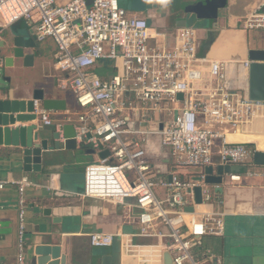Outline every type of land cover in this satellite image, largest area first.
I'll return each instance as SVG.
<instances>
[{
    "label": "built area",
    "instance_id": "1",
    "mask_svg": "<svg viewBox=\"0 0 264 264\" xmlns=\"http://www.w3.org/2000/svg\"><path fill=\"white\" fill-rule=\"evenodd\" d=\"M119 1L92 0L88 5L86 0H0V29L23 21L37 42L51 39L55 44V88L70 92L77 110L48 111L34 101L37 127L54 128L63 142V127L71 124L77 146L109 152L106 159L85 166L80 196L123 207L126 216L136 220L138 235L156 238L172 264L211 263L214 255L198 250L201 240L222 237L225 223L223 214L213 210L216 200L222 204L218 186L205 183L204 170L214 166L216 158L220 166L246 167V177L260 175L249 169L253 151L230 143L227 136L264 115V102L232 90L225 63L199 57L196 28H177L168 36L150 25L145 10L130 16V2L124 0L126 9ZM138 2L151 11L161 6L159 0ZM241 26L264 31V0L255 4ZM107 62L113 73L97 76L94 70ZM248 64L243 63L245 71ZM149 112H166L169 120L146 127ZM60 114L66 118L56 119ZM149 135H159L170 150L174 170L168 177L156 176L146 160L143 146ZM184 169L196 173L182 178ZM226 176L232 182L242 178L238 173ZM8 185H14L18 195L14 264H28L25 192L34 184L27 177L0 180V191ZM197 188L201 205L196 204ZM199 206L208 210L198 212ZM188 207L193 212H187ZM116 237L126 236H88L90 245L99 249L110 247ZM121 246L125 254H138L130 239Z\"/></svg>",
    "mask_w": 264,
    "mask_h": 264
},
{
    "label": "crops",
    "instance_id": "2",
    "mask_svg": "<svg viewBox=\"0 0 264 264\" xmlns=\"http://www.w3.org/2000/svg\"><path fill=\"white\" fill-rule=\"evenodd\" d=\"M128 1L131 10H142L141 4L138 3L137 6L133 5L131 0ZM259 1L227 0V7L216 22L200 23L193 20L188 24V27L196 28L198 32L199 57L225 63L229 87L241 96H247L248 91L247 75L243 66L247 61V53L252 49H264V45H260V36L253 34L252 31L243 30L241 20ZM183 17L184 14L179 19ZM177 19L169 20V13L164 15V10L160 9L156 13L153 11L148 21L155 22L156 26L152 27L170 36L177 29L175 26ZM22 22L2 28L0 41L13 33L32 30L31 26ZM37 45L38 57L32 68L21 69V63L18 62L6 70L11 78L12 89L19 87V78L32 76L35 80L29 91L41 89L45 92V98L63 100L66 103V111H76L74 96L70 92H61L55 88L58 73L54 68L56 51L54 42L47 39L37 42ZM113 71L107 62L98 66L94 73L101 78H107ZM55 118L63 120L66 115L60 114ZM34 124L37 126V122ZM15 126L23 124L16 123ZM42 129H46L45 132H55L52 127ZM227 140L234 144H245L253 153L255 150L264 151V115L255 118L240 132L229 134ZM143 148L146 151V160L155 169L156 176L168 177L174 169L170 163V150L162 144L161 137L147 136ZM87 150L84 148V151H66L62 148L55 153V164L42 169L41 173H26L23 172L20 163L12 160L10 155L14 152L13 149L0 146V180L12 182L27 177L34 184L25 192L27 263L31 249L35 246L54 244L61 248V255L67 256V264H100L102 255L113 256L115 264H118L117 261L120 264H163V251L158 240L139 236L136 220L134 217L133 219L127 217L123 207L80 196L85 166L99 160L97 152L91 154ZM252 160L253 154L252 168L249 169L260 175L246 177L241 170L238 173L242 176L240 182H232L228 176H224L222 192L218 195V200L222 201V204H217L216 200L213 210L223 214L225 232L222 237L202 238L198 249L200 252L209 251L214 255L213 261L208 264H264V167L254 166ZM218 166L220 165L216 163L215 158V164L212 166L214 171ZM76 168L80 170L79 173ZM180 173L182 178H188L190 174L196 172L184 169ZM17 199L14 185H8L0 191V264L15 262L18 231ZM44 209L51 210L54 224L43 216ZM207 210L208 207L197 211ZM47 228L52 229L55 234H60L58 242L45 241ZM160 230L167 232L166 228L161 227ZM93 233L126 237H122V240L116 237L110 247L99 249L89 243L88 236ZM124 239H130L132 247L138 254H125L122 251L121 243Z\"/></svg>",
    "mask_w": 264,
    "mask_h": 264
},
{
    "label": "water",
    "instance_id": "3",
    "mask_svg": "<svg viewBox=\"0 0 264 264\" xmlns=\"http://www.w3.org/2000/svg\"><path fill=\"white\" fill-rule=\"evenodd\" d=\"M87 4H92V0H86ZM120 6L128 8V3L119 1ZM227 7V0H195L193 6L187 7L183 12L185 17L176 20V28L188 27L193 20L209 23L216 22L222 11ZM165 10L161 5L157 10ZM154 9V12L157 11ZM155 17V15H154ZM151 26L153 22H150ZM156 28V27H155ZM1 31V29H0ZM209 47V45H208ZM27 51H32L28 53ZM38 57V45L33 30L13 33L11 36L0 41V146L13 149L12 160L21 164L23 172L41 173L42 169L55 164V153L62 148L66 151L82 150L77 146L74 137V126L66 124L63 127V142L59 140V134L55 132H45L34 123L37 116L34 109V101H39L40 106L48 111L64 112L66 103L63 100L45 98L44 91L29 87L34 83L32 76L19 78V87L12 89L10 79H5L4 73L8 68L14 67L16 63H21V69H29L34 66V61ZM249 62L246 70L248 91L247 97L251 101L264 102V49L249 50L247 53ZM24 98H18V97ZM182 99V95L178 96ZM16 123L23 126H15ZM162 126H160L161 129ZM89 137V136H88ZM88 153L95 154L94 150L88 149ZM99 160H104L109 156L107 150L97 153ZM253 165L264 167V151L255 150L253 153ZM245 171L246 167L241 166H218L216 171L211 166L205 168V183L218 186V192H222L224 176ZM83 187L81 189L82 193ZM80 193V194H81ZM196 204H202L201 191L195 190ZM187 212H193L192 207L186 208ZM43 216L49 222L55 223L51 218V210L44 209ZM60 234H55L52 229L47 228L45 241H59ZM113 256L102 255L100 264H115ZM118 264L119 261H117ZM28 264H67V256L61 255V248L54 244H40L31 249ZM163 264H172L169 253H163Z\"/></svg>",
    "mask_w": 264,
    "mask_h": 264
},
{
    "label": "rangeland",
    "instance_id": "4",
    "mask_svg": "<svg viewBox=\"0 0 264 264\" xmlns=\"http://www.w3.org/2000/svg\"><path fill=\"white\" fill-rule=\"evenodd\" d=\"M131 2L133 3V5L138 6L139 2L137 0H131ZM159 2L165 9L164 15H167L169 13V20L173 21V20L179 18L180 16H183V14H184L183 12L185 11V9L187 7L193 6L195 3V0H159ZM135 10H137V9L129 10L128 15L139 16L138 13L140 11H135ZM22 23H24V22H22ZM153 25H155V22H153ZM252 33L260 36V40H261L260 45L263 46L264 45V31H252ZM49 82H51V81H49ZM138 107H140V106H138ZM147 107H149V105H147ZM147 117H148V120L144 122V126H146V127H148L149 125H154L156 122H159V121L167 122L169 120V116L166 112H164V113L149 112L147 114ZM44 130H46V129H44ZM170 163L173 164V159L171 156H170ZM76 170L78 171L77 173H79L80 170L78 168H76ZM76 170H75V172H76ZM76 177H78V175Z\"/></svg>",
    "mask_w": 264,
    "mask_h": 264
},
{
    "label": "flooded vegetation",
    "instance_id": "5",
    "mask_svg": "<svg viewBox=\"0 0 264 264\" xmlns=\"http://www.w3.org/2000/svg\"><path fill=\"white\" fill-rule=\"evenodd\" d=\"M142 10L146 11V13H147L146 16H147V19L149 20L153 14V11L149 10L147 6H142ZM4 77H5V79H8V78L10 79V85H11V78H10V76L7 75V71H5Z\"/></svg>",
    "mask_w": 264,
    "mask_h": 264
},
{
    "label": "bare ground",
    "instance_id": "6",
    "mask_svg": "<svg viewBox=\"0 0 264 264\" xmlns=\"http://www.w3.org/2000/svg\"><path fill=\"white\" fill-rule=\"evenodd\" d=\"M224 38H225V37H224ZM203 208L206 209L207 206H199V207H197V210L200 211V210H202Z\"/></svg>",
    "mask_w": 264,
    "mask_h": 264
},
{
    "label": "trees",
    "instance_id": "7",
    "mask_svg": "<svg viewBox=\"0 0 264 264\" xmlns=\"http://www.w3.org/2000/svg\"><path fill=\"white\" fill-rule=\"evenodd\" d=\"M141 6V5H140ZM142 8V7H141Z\"/></svg>",
    "mask_w": 264,
    "mask_h": 264
}]
</instances>
